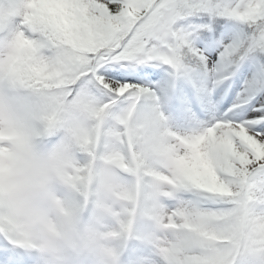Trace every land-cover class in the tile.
<instances>
[{"label": "snow or ice", "instance_id": "obj_1", "mask_svg": "<svg viewBox=\"0 0 264 264\" xmlns=\"http://www.w3.org/2000/svg\"><path fill=\"white\" fill-rule=\"evenodd\" d=\"M24 171L100 264H264V0H0V200Z\"/></svg>", "mask_w": 264, "mask_h": 264}, {"label": "clouds", "instance_id": "obj_2", "mask_svg": "<svg viewBox=\"0 0 264 264\" xmlns=\"http://www.w3.org/2000/svg\"><path fill=\"white\" fill-rule=\"evenodd\" d=\"M64 148L74 159L70 135L65 139ZM52 163L50 152H42L38 168H49ZM29 176L27 171L6 176V183L12 180L21 187L0 200V221L6 227L11 226L17 240L30 249L20 252L24 264H100L87 251L90 230L101 229L92 208L73 218L56 203L66 199L62 186L27 183Z\"/></svg>", "mask_w": 264, "mask_h": 264}, {"label": "rangeland", "instance_id": "obj_3", "mask_svg": "<svg viewBox=\"0 0 264 264\" xmlns=\"http://www.w3.org/2000/svg\"><path fill=\"white\" fill-rule=\"evenodd\" d=\"M178 87H189L190 85H185L183 81L178 82ZM169 114L172 117L173 123H179L181 120V115L179 111L176 108H170ZM112 223L111 219L108 217H101L99 219V224L101 226V229L103 230L107 225H110Z\"/></svg>", "mask_w": 264, "mask_h": 264}]
</instances>
